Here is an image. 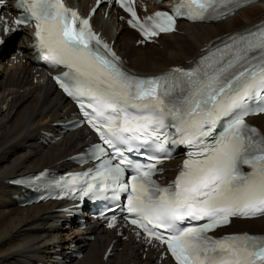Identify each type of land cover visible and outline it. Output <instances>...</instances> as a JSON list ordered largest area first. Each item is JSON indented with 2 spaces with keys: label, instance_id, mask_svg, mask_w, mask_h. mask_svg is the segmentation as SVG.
<instances>
[{
  "label": "snow or ice",
  "instance_id": "6c2138e0",
  "mask_svg": "<svg viewBox=\"0 0 264 264\" xmlns=\"http://www.w3.org/2000/svg\"><path fill=\"white\" fill-rule=\"evenodd\" d=\"M117 2L146 40L175 31L176 17L221 20L245 6L244 0H179L174 14L157 12L142 22L131 4ZM16 7L25 15L15 23L35 21L42 57L67 69L56 83L78 102L102 141L92 146L95 171L73 176L65 186L83 182L87 195L96 187L91 181H98L102 190L111 187L113 199L127 193L124 219L149 242L166 245L176 264H264V236L208 235L233 217L264 216V133L246 122L264 112L249 107L264 95V24L230 35L192 69L141 78L123 71L89 19L63 0H19ZM222 120L223 130L215 134ZM169 144L191 151L175 180L161 186L153 177L162 163L158 154L170 156ZM141 149L146 164L125 155ZM129 169L133 174L121 182ZM185 221L204 223L185 227Z\"/></svg>",
  "mask_w": 264,
  "mask_h": 264
},
{
  "label": "bare ground",
  "instance_id": "6f19581e",
  "mask_svg": "<svg viewBox=\"0 0 264 264\" xmlns=\"http://www.w3.org/2000/svg\"><path fill=\"white\" fill-rule=\"evenodd\" d=\"M89 0H83L84 5ZM262 4L248 7L239 12L244 15L248 25L253 20L264 18ZM99 20L96 19L95 24ZM234 19H227L209 25H189L180 23L179 33L160 37L158 45H135V35L129 31L112 34L108 27L102 31L114 46L128 68L141 75L158 74L164 69L185 65L197 57L200 51L212 40L225 33L235 31ZM254 22V21H253ZM238 24V23H237ZM241 25V24H240ZM101 29L102 28H98ZM12 40L8 41L0 57L8 53ZM149 46V47H146ZM28 51L26 48L21 53ZM11 60L0 72V264H34L39 260L52 261L53 254H65L70 244L60 235V230L53 229L50 213L55 206L38 204L19 208L10 196L17 190L5 184L9 177L34 172L54 164L80 150V144L86 136L77 131L64 136L52 146L37 143L40 130L62 119L71 111L70 105L53 89L48 80L33 83V67L28 55L24 64L19 55L11 53ZM0 59V60H1ZM14 60L18 64H13ZM264 133V115L253 119ZM65 163H62V165ZM93 241L80 242L74 238L72 243L80 246L83 257L71 264H158L153 261V252L139 254L141 245L128 241L121 242L111 232H104L96 224L91 225ZM247 231L252 234H264V218L253 221H236L225 232ZM115 254L103 261L105 249L112 243ZM162 264H167L163 262Z\"/></svg>",
  "mask_w": 264,
  "mask_h": 264
},
{
  "label": "rangeland",
  "instance_id": "374dc122",
  "mask_svg": "<svg viewBox=\"0 0 264 264\" xmlns=\"http://www.w3.org/2000/svg\"><path fill=\"white\" fill-rule=\"evenodd\" d=\"M233 19H234L233 22L235 23L236 26H238V25H239V26H242V25H243L242 23H246V22H247L246 19L244 18V15H243V14H240L239 16L234 17ZM253 21H255V20H253ZM253 21H252V22H253ZM237 23H238V24H237ZM240 24H241V25H240ZM244 25H246V24H244ZM124 30H125V29H124ZM117 31H119V30H117ZM121 31H122V30H121ZM121 31H120V32H121ZM113 33L116 34V33H118V32H116V29H113ZM18 40H19L18 42H19V44H20V40H21V38H19ZM9 47H10V46H9ZM146 47H149V46H146ZM0 59H1V57H0ZM7 67L10 68L11 66H10V65H7ZM4 71H5V70H4ZM4 71H2V72H4Z\"/></svg>",
  "mask_w": 264,
  "mask_h": 264
}]
</instances>
